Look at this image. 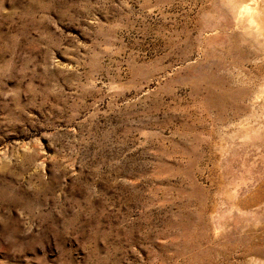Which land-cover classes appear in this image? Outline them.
Segmentation results:
<instances>
[{
    "label": "rangeland",
    "instance_id": "374dc122",
    "mask_svg": "<svg viewBox=\"0 0 264 264\" xmlns=\"http://www.w3.org/2000/svg\"><path fill=\"white\" fill-rule=\"evenodd\" d=\"M232 3L0 0V264H264V0Z\"/></svg>",
    "mask_w": 264,
    "mask_h": 264
},
{
    "label": "bare ground",
    "instance_id": "6f19581e",
    "mask_svg": "<svg viewBox=\"0 0 264 264\" xmlns=\"http://www.w3.org/2000/svg\"><path fill=\"white\" fill-rule=\"evenodd\" d=\"M232 1H233L232 5H234V7H235V8L233 7L234 9H238L239 10V9H242L243 7H246L248 5L246 3V0H245V3L243 2V0H232Z\"/></svg>",
    "mask_w": 264,
    "mask_h": 264
}]
</instances>
